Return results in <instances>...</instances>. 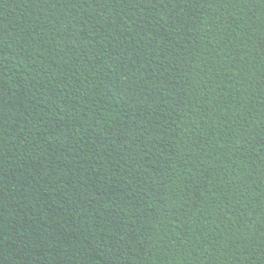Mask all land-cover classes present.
Returning <instances> with one entry per match:
<instances>
[{
    "label": "trees",
    "instance_id": "1",
    "mask_svg": "<svg viewBox=\"0 0 264 264\" xmlns=\"http://www.w3.org/2000/svg\"><path fill=\"white\" fill-rule=\"evenodd\" d=\"M0 264H264V0H0Z\"/></svg>",
    "mask_w": 264,
    "mask_h": 264
}]
</instances>
